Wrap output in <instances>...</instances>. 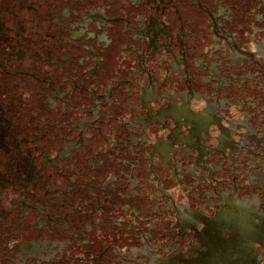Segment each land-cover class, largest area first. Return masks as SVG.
<instances>
[{
  "label": "flooded vegetation",
  "instance_id": "obj_1",
  "mask_svg": "<svg viewBox=\"0 0 264 264\" xmlns=\"http://www.w3.org/2000/svg\"><path fill=\"white\" fill-rule=\"evenodd\" d=\"M0 264H264V0H0Z\"/></svg>",
  "mask_w": 264,
  "mask_h": 264
}]
</instances>
